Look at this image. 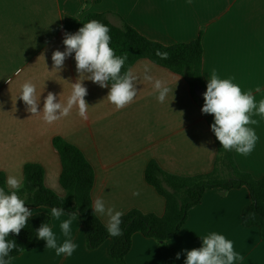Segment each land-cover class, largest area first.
<instances>
[{
  "label": "crops",
  "instance_id": "0c3cea01",
  "mask_svg": "<svg viewBox=\"0 0 264 264\" xmlns=\"http://www.w3.org/2000/svg\"><path fill=\"white\" fill-rule=\"evenodd\" d=\"M84 4L88 7L81 9ZM88 12L111 13L108 18L115 26L125 22L164 45L193 41L202 32L206 86L214 69L219 78L231 79L242 92H252L258 105L264 99V0H0V172L6 179L9 175L23 178L25 164H40L45 185L64 196L60 158L52 144L60 136L80 148L94 168L93 202L101 198L114 211L125 214L137 209L161 216L165 200L145 181L148 163L155 161L167 173L190 177L211 172L217 155L206 114L183 77L147 59L139 60L131 68L140 77L138 94L120 110L106 98L110 85L101 88L84 80L89 105L86 121L74 107L67 117L47 124L42 112L32 116L19 98L21 85L31 81L37 96L41 95L39 110L48 92L56 95L57 102L66 103L71 83L78 78L75 54L66 58L59 72L53 70L51 57L54 51L65 50V33L77 32L79 18ZM145 65L149 75L171 89L163 103L152 82L143 79ZM252 118L258 121L248 125L259 137L254 150L247 156L233 153L238 168L259 179L264 177V117ZM251 203L245 188L207 190L200 204L189 211L179 235L167 242L173 264H184V250L200 248L201 237L212 232L232 241L234 251L243 256L234 264H264L259 228L242 224V212ZM43 208L29 209L34 215L44 213ZM97 216L107 224L106 215ZM59 224L51 217L58 244L64 240ZM72 237L78 247L70 257L57 256L38 239L9 264H116L108 254L109 240L95 250L87 248L77 219ZM126 262L168 264L161 244L141 234L134 235Z\"/></svg>",
  "mask_w": 264,
  "mask_h": 264
},
{
  "label": "trees",
  "instance_id": "16d2710c",
  "mask_svg": "<svg viewBox=\"0 0 264 264\" xmlns=\"http://www.w3.org/2000/svg\"><path fill=\"white\" fill-rule=\"evenodd\" d=\"M109 14L111 13H85L77 22V31L84 23L98 20L110 29V47L115 54L117 56L128 54L124 71L132 68L139 60L147 59L183 77L195 98H197L194 93L196 85L202 86L206 91L207 86L203 79L202 32L193 41L164 45L144 37L125 22L120 27L115 26L108 18ZM156 50L167 52L169 58L161 59L156 55ZM198 101L203 107L204 99ZM206 122L211 130L214 116L206 114ZM211 132L216 143L217 155L212 171L207 174L182 177L163 171L155 161L148 163L144 173L145 181L164 198V213L159 216L154 213H143L137 209L125 213L121 224L123 235L119 237L108 234L106 225L91 208L95 181L94 168L80 148L60 136L54 137L52 144L60 158L59 183L65 195L60 196L45 185L44 168L37 163L25 164L24 187L18 194L26 199L28 208L45 207L51 210L52 207H62L65 213L78 212L77 220L84 229L87 248L95 250L109 240L108 254L116 264H127L126 256L132 247L135 234L158 241L164 258L168 264H173L167 242L179 235L188 220L189 211L200 204L205 192L211 189L224 191L247 189L252 203L242 212V224L245 227L259 228L261 238L264 240V177L256 179L250 173L241 171L234 160L233 150L225 151L212 130ZM0 187L7 190L6 174L2 171ZM42 223H48L50 226L51 216L47 213L34 214L28 219L27 226L19 235L9 234L7 239L15 240L18 249H24L22 251L13 249L6 258L9 262L36 244L38 241L36 229Z\"/></svg>",
  "mask_w": 264,
  "mask_h": 264
},
{
  "label": "clouds",
  "instance_id": "9594fccd",
  "mask_svg": "<svg viewBox=\"0 0 264 264\" xmlns=\"http://www.w3.org/2000/svg\"><path fill=\"white\" fill-rule=\"evenodd\" d=\"M88 5H81V9ZM110 29L98 20L84 23L74 34L65 33L63 44L65 50H56L52 54L53 70L61 71L66 58L73 53L76 62L78 78L71 83V93L66 103L57 102L54 93L48 92L43 101V108L39 110L40 97L37 96L36 86L31 81L21 85L19 98L27 106V111L32 116L43 114V120L47 124H53L63 117H67L72 109H78V115L88 119L89 105L85 100L88 90L84 86V80H90L101 88L110 90L106 96L107 100L115 106L116 110L123 109L134 101L138 94V80L140 77L131 68L124 71V65L128 58L125 53L117 56L110 47ZM156 55L163 60L169 58L167 52L156 50ZM149 68L145 65L143 79L152 82L153 88L158 93L157 99L163 103L171 89L161 79H154L148 74ZM10 83V81H8ZM259 92V87L256 88ZM204 104L201 109L204 114H212L214 122L211 125L215 137L225 151L235 150L237 153L247 156L255 148L259 139L255 130L248 125H256L257 120L253 115L264 117V99L257 105L252 92H242L241 88L231 79H221L213 69L210 79L207 80L206 91L203 94ZM6 187H0V264H9L6 259L13 249H18L15 240L7 239L10 233L19 235L21 230L27 226L28 219L33 216L32 210L26 206V199L18 194L24 187L23 178L9 175L6 179ZM133 195H139L134 192ZM91 208L94 214L106 215L109 219L106 230L112 237L123 235L121 229V211L105 207L101 198L94 200ZM253 215V214H250ZM67 216L68 218L61 219ZM51 217L60 221L59 227L64 237L62 243L58 244V238L48 223H42L36 229L37 239L46 242L47 249H54L57 256H72L78 245L73 242L72 224L77 219L78 212L65 213L62 207H52ZM202 238V246L186 252L184 264H234V261L243 260V256L234 251L233 242L223 235L212 232ZM180 253L176 254V259Z\"/></svg>",
  "mask_w": 264,
  "mask_h": 264
},
{
  "label": "water",
  "instance_id": "95a60500",
  "mask_svg": "<svg viewBox=\"0 0 264 264\" xmlns=\"http://www.w3.org/2000/svg\"><path fill=\"white\" fill-rule=\"evenodd\" d=\"M204 88L202 86H199V85H196L194 87V93L196 95V97L199 99V100H203V94H204Z\"/></svg>",
  "mask_w": 264,
  "mask_h": 264
},
{
  "label": "rangeland",
  "instance_id": "374dc122",
  "mask_svg": "<svg viewBox=\"0 0 264 264\" xmlns=\"http://www.w3.org/2000/svg\"><path fill=\"white\" fill-rule=\"evenodd\" d=\"M43 212H44V213H48V214H49V213L51 212V210H50V209H48V208H43Z\"/></svg>",
  "mask_w": 264,
  "mask_h": 264
}]
</instances>
